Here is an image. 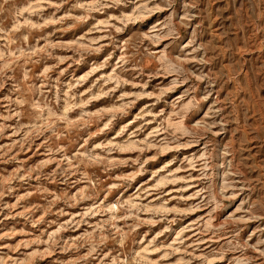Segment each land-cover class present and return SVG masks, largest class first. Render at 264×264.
Returning <instances> with one entry per match:
<instances>
[{
  "label": "rangeland",
  "instance_id": "374dc122",
  "mask_svg": "<svg viewBox=\"0 0 264 264\" xmlns=\"http://www.w3.org/2000/svg\"><path fill=\"white\" fill-rule=\"evenodd\" d=\"M0 264H264V0H0Z\"/></svg>",
  "mask_w": 264,
  "mask_h": 264
}]
</instances>
